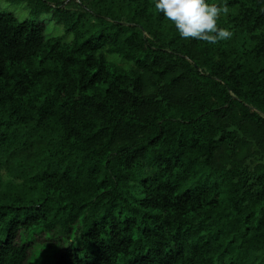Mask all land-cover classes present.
<instances>
[{"label": "trees", "instance_id": "trees-1", "mask_svg": "<svg viewBox=\"0 0 264 264\" xmlns=\"http://www.w3.org/2000/svg\"><path fill=\"white\" fill-rule=\"evenodd\" d=\"M5 1L0 264H264V0Z\"/></svg>", "mask_w": 264, "mask_h": 264}, {"label": "rangeland", "instance_id": "rangeland-1", "mask_svg": "<svg viewBox=\"0 0 264 264\" xmlns=\"http://www.w3.org/2000/svg\"><path fill=\"white\" fill-rule=\"evenodd\" d=\"M63 5V9H66L70 12H77L79 10V2L77 0H60ZM0 7L5 11H9L17 16L19 19L28 17V9L24 8L22 5L10 4L5 0H0ZM93 20V19H91ZM40 22L45 23L46 25V34L47 35H64L65 40L71 38L70 34H64L63 26L61 22H57L52 18V12L47 15L42 16ZM120 63V62H119ZM23 215H20L22 218ZM51 232H43L39 229H33L30 232H23L19 234L17 240L20 242H33L36 246V250L32 252V255L28 262L25 264H47L55 254L54 246L52 245H42L43 240L50 242L49 239L53 237ZM2 238H0L1 240ZM42 245V246H41ZM38 247V248H37Z\"/></svg>", "mask_w": 264, "mask_h": 264}]
</instances>
